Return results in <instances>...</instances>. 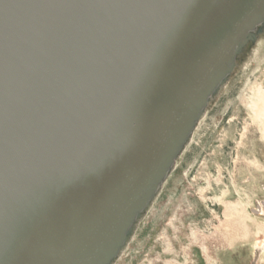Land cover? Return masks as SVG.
<instances>
[{
  "label": "water",
  "instance_id": "water-1",
  "mask_svg": "<svg viewBox=\"0 0 264 264\" xmlns=\"http://www.w3.org/2000/svg\"><path fill=\"white\" fill-rule=\"evenodd\" d=\"M264 0H0V264H111Z\"/></svg>",
  "mask_w": 264,
  "mask_h": 264
},
{
  "label": "rangeland",
  "instance_id": "rangeland-1",
  "mask_svg": "<svg viewBox=\"0 0 264 264\" xmlns=\"http://www.w3.org/2000/svg\"><path fill=\"white\" fill-rule=\"evenodd\" d=\"M111 264H264V28Z\"/></svg>",
  "mask_w": 264,
  "mask_h": 264
},
{
  "label": "bare ground",
  "instance_id": "bare-ground-1",
  "mask_svg": "<svg viewBox=\"0 0 264 264\" xmlns=\"http://www.w3.org/2000/svg\"><path fill=\"white\" fill-rule=\"evenodd\" d=\"M167 173H168V172H167ZM160 185H161V184H160ZM160 185H159V186H160ZM159 186H158V188H159Z\"/></svg>",
  "mask_w": 264,
  "mask_h": 264
}]
</instances>
